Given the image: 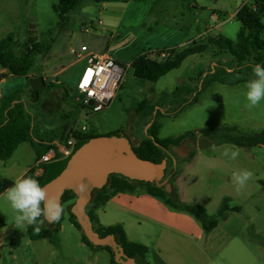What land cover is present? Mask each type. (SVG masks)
<instances>
[{
  "label": "rangeland",
  "instance_id": "374dc122",
  "mask_svg": "<svg viewBox=\"0 0 264 264\" xmlns=\"http://www.w3.org/2000/svg\"><path fill=\"white\" fill-rule=\"evenodd\" d=\"M254 1L127 0L107 3L108 8L102 3L85 1L63 21L56 10L58 0H0V39L13 34L22 44L28 37H36L42 47L34 57L31 76L42 75L47 84H59V87H43L38 99L34 100L30 79L10 74L7 69L5 73L0 68V74L5 73L3 95L5 99L21 97L25 102L31 113V123L35 127L33 137L37 143L34 146L23 142L9 158L0 159V178L15 179L22 166L33 165L38 152H46L38 138L47 141L59 135L63 127L65 135L70 129L80 130L83 126L89 133L99 135L122 130L136 144L148 137L147 130L155 120L158 138L192 131L199 147L205 137L203 129L208 127L236 126L241 133L262 130L264 101L249 107L244 99L246 82L255 78L253 70L248 64L237 66L229 52L210 47L202 53L189 55L179 67L154 81L139 78L131 66L126 67L115 96L98 111L84 105V96L77 89L86 60H78L70 53V46L80 50L81 45L86 44L89 49L108 52L126 64L144 52L161 60L158 51L171 46L184 48L193 41H206L209 36L223 35L235 41L243 26L236 12L243 3ZM120 16L118 26L116 20ZM98 20H102L103 25H99ZM87 26L91 28L89 32L83 29ZM16 51L20 53L21 48ZM63 67L66 68L61 70ZM214 68L217 74H214ZM64 89L69 93L65 98ZM143 101L154 106L148 115H143L147 107L138 110ZM64 144L60 143L58 147L63 148ZM204 149L229 166L207 167L199 163L188 168L183 185L189 199L197 201L212 214L225 197L231 207L239 206L244 217L232 218L226 227L243 229L244 242L248 243L251 238L253 244L249 258L264 264V147L245 149L224 142ZM225 149H238L239 155L230 159L223 155ZM181 159L177 162L178 176L188 157ZM241 170L252 172L243 187L233 180V173ZM5 193L0 195V214L13 228L9 231L10 236L0 238L6 257L0 264H13L8 251L11 242L17 246L15 252L19 264H113L112 252L105 245H80L82 230L70 221L69 213L75 199L62 204L61 230L30 240L26 224L15 225L16 213Z\"/></svg>",
  "mask_w": 264,
  "mask_h": 264
},
{
  "label": "trees",
  "instance_id": "16d2710c",
  "mask_svg": "<svg viewBox=\"0 0 264 264\" xmlns=\"http://www.w3.org/2000/svg\"><path fill=\"white\" fill-rule=\"evenodd\" d=\"M92 1L97 3L127 1V0H58L56 10L59 11L61 19L64 21L68 18L69 13L75 10L82 2ZM264 15V0H255L254 3H243L236 12L237 19L242 23V28L237 33L235 41L223 35L209 36L206 41H193L184 48L169 47L157 52L158 56H162L161 60L149 56V52H144L136 56L130 62L135 76L148 79L157 80L165 75L170 70L179 67L182 62L189 56L196 53H202L210 47L216 48L219 51L229 52L234 59L237 66H245L248 64L249 68L253 69L256 63L264 64V22L262 16ZM42 44L34 36L28 37L24 43L19 44L13 34L0 39V68L7 69L10 74L25 76L31 79V69L34 66V57L41 51ZM21 48L20 53L16 50ZM217 74V70L214 72ZM5 75V74H4ZM2 75V77L4 76ZM45 88L59 87L58 83L49 82ZM41 89L39 90L40 94ZM64 98L69 96L68 90L64 89ZM143 115H148L154 109V106L143 101L138 110H146ZM34 125L31 123V113L27 109L25 102L21 97H11L5 99L3 95L0 99V159L9 158L19 144L23 142H30L36 146V139L34 136ZM59 135H54L47 141L38 138V141L44 146L45 151L55 148L57 152L58 144L66 143L73 131L77 141L76 144L82 140L90 137L98 136L99 134L89 133L88 131L70 129L68 133L64 132L65 127L62 128ZM158 125L155 120H152L149 129L147 130L148 137L142 139L134 144L127 134L122 130H117L113 134L126 135L132 145L133 151L141 158L150 159L154 162L167 161L166 177L167 181L164 184H158L155 180L144 181L131 179L123 174L114 173L108 178L105 187L101 189H93L91 197L86 201L85 208L87 215L91 219V225L100 236L111 234L117 242L118 250H123L127 257L134 260V264H150L148 261L149 247L143 243L130 240L121 223H114L111 225H103L99 223L97 216V209L105 205L118 192H144L151 194L161 201H163L170 209L175 211L185 212L196 218L203 227L206 234H209L222 220L226 219L229 212L239 210V206L231 207L228 204V198L225 197L222 204L216 213H209L206 207L197 203H190L181 198L179 186L177 184V162L182 160L180 156L173 150L174 146L179 145L185 138H194V132L189 131L180 136H169L163 139L157 137ZM205 137L200 142V148H209L218 143L228 142L235 146L250 149L254 146L264 147V128L256 132H239L236 126H213L203 129ZM57 145V146H56ZM46 152H38L40 159ZM194 150L191 157L195 155ZM59 160V159H58ZM58 160L45 161L42 163L44 172L41 175H34V167H31L29 172L24 176H32L45 187L49 185L53 174L58 167ZM169 170V173H168ZM14 180L9 178H0V195L14 184ZM167 183H170L171 189H167ZM76 199V193L67 189L62 195V204ZM69 207L70 221L82 230V239L85 243L94 245L89 240L88 236L82 229L81 224L77 220L76 215ZM38 219H43L38 218ZM63 215L58 222L49 223L43 220L38 225H28L27 232L31 239H40L50 236L52 232H58L61 228ZM39 227V232L34 229ZM111 252V262L113 264H124L126 257H117L115 250L111 245L104 244Z\"/></svg>",
  "mask_w": 264,
  "mask_h": 264
},
{
  "label": "crops",
  "instance_id": "0c3cea01",
  "mask_svg": "<svg viewBox=\"0 0 264 264\" xmlns=\"http://www.w3.org/2000/svg\"><path fill=\"white\" fill-rule=\"evenodd\" d=\"M107 3L110 4V2H104L102 6L108 8ZM110 8L114 9L115 6ZM116 24L118 26L121 24V16L116 20ZM117 61L119 60L117 59ZM65 68L63 67L61 70ZM3 71L6 73V69L3 68ZM58 148L60 149L57 152L50 149L43 155L50 157L47 161L52 162L66 156L62 147ZM194 150H196L195 155L191 157V153L187 156L188 160L177 178L181 198L190 203L198 202L189 199L187 189L183 185L184 175L188 168L199 163H203L207 167L215 164L229 166L226 161L217 160L216 154L200 148L198 143ZM43 156L36 159L33 165L22 166L18 176L12 180L16 181L18 178L24 177L31 167L35 168V176L41 175L44 172ZM38 166L41 169H37ZM242 213L241 208L231 211L226 219L222 220L209 234H206L196 218L185 212L172 210L157 197L144 192H118L105 205L97 209L99 223L103 225L121 223L130 240L149 247L148 261L150 264H260L259 261L250 259L248 256L253 244L250 243L251 238H248L249 244L244 242L245 239L241 237L244 230L226 227L232 218H243ZM0 222L2 223L0 238L10 236L11 232L9 231H12V224L5 223L1 214ZM26 228L28 229L27 224ZM61 228H63L62 225ZM29 238L31 240L30 236ZM80 240V245L86 246L82 234ZM16 248L17 246L12 242L9 243L8 251L13 264H19ZM4 249L5 247L0 244V263L6 260ZM97 258L98 256H96Z\"/></svg>",
  "mask_w": 264,
  "mask_h": 264
},
{
  "label": "water",
  "instance_id": "95a60500",
  "mask_svg": "<svg viewBox=\"0 0 264 264\" xmlns=\"http://www.w3.org/2000/svg\"><path fill=\"white\" fill-rule=\"evenodd\" d=\"M46 86L44 76L38 75L30 79L31 97L37 100L39 90ZM197 146L194 140L174 146V150L180 157L189 156ZM52 179L47 187L49 195L58 196L62 206V195L67 189L76 193L75 202L71 211L76 215L83 231L89 240L95 244L111 245L116 251V256L126 257L124 264H134V260L118 250L117 242L111 234L100 236L91 225V219L87 215L85 203L91 197L93 189L105 187L111 174L120 173L131 179L153 181L158 184L166 183L162 180L167 161L159 163L150 159L139 157L132 149L131 142L126 135H98L82 140L74 145L71 152L57 161ZM86 185L84 191L78 187ZM167 189H171L167 183Z\"/></svg>",
  "mask_w": 264,
  "mask_h": 264
},
{
  "label": "clouds",
  "instance_id": "9594fccd",
  "mask_svg": "<svg viewBox=\"0 0 264 264\" xmlns=\"http://www.w3.org/2000/svg\"><path fill=\"white\" fill-rule=\"evenodd\" d=\"M252 70L255 78L246 82L244 99L249 107H256L264 101V64L256 63ZM91 75L92 71L89 69L81 87L88 84ZM100 87L103 88V84H101ZM88 95L92 97L97 94L95 90H89ZM111 95V92H101L99 96H97V99L103 102L106 98L110 99ZM223 155L230 159H235L239 155V150L225 149ZM251 176V171L241 170L233 173V180L239 187H243ZM78 187L81 191H84L86 185L81 183ZM5 195L10 202L11 208L16 213L14 216V223L16 226L21 224L38 225L42 223L43 220L54 223L61 219L63 208L59 197L49 195L45 187L32 176L18 178L14 184L6 190ZM41 217L43 218L42 220L38 219ZM34 230L39 232L40 229L37 226Z\"/></svg>",
  "mask_w": 264,
  "mask_h": 264
},
{
  "label": "built area",
  "instance_id": "2783aa9c",
  "mask_svg": "<svg viewBox=\"0 0 264 264\" xmlns=\"http://www.w3.org/2000/svg\"><path fill=\"white\" fill-rule=\"evenodd\" d=\"M216 16L219 22L223 21L219 15L216 14ZM98 23L99 25H103L102 20H98ZM83 29L87 32L91 30L89 26L84 27ZM70 53L76 55L78 60H86V65L82 69L77 81L78 92L84 96V105L90 107V109L93 111H98L105 108L115 96L126 71V67H129L131 62L123 64L117 61V59L112 54L108 52H95L89 49L88 45L86 44L81 45L80 50L70 46ZM161 55L165 56L166 53L163 52ZM89 69L92 71V75L89 77V82L87 85L81 87V85H83L84 77ZM0 75H4V73H1ZM4 79V76L0 77V99L3 96L2 81H4ZM101 84H103V88L100 87ZM89 90H95L97 95L90 97L88 95ZM101 92H111V98H106L103 102L99 101L97 96H99ZM158 108L159 107L156 106V109ZM80 130L85 132L87 131V127L83 126ZM76 141L77 139L73 134V131H71L68 140L62 148V151L65 155H68L71 152L74 145L76 144ZM49 158V156H43L42 161H47ZM37 169L41 168L38 166Z\"/></svg>",
  "mask_w": 264,
  "mask_h": 264
},
{
  "label": "flooded vegetation",
  "instance_id": "af4514ba",
  "mask_svg": "<svg viewBox=\"0 0 264 264\" xmlns=\"http://www.w3.org/2000/svg\"><path fill=\"white\" fill-rule=\"evenodd\" d=\"M189 140H194V142H196L197 143V141L194 139V138H192V137H187V138H185L179 145H181V144H184L185 142H187V141H189ZM173 150H174V147H173ZM175 151V150H174ZM176 152V151H175ZM177 153V152H176ZM177 155H178V153H177ZM179 156V155H178ZM166 171V170H165ZM165 179H167V177H166V174H165V172H164V175H163V177H162V179H161V181L162 180H165Z\"/></svg>",
  "mask_w": 264,
  "mask_h": 264
}]
</instances>
